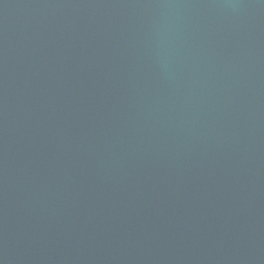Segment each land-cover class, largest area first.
<instances>
[{
    "label": "water",
    "instance_id": "1",
    "mask_svg": "<svg viewBox=\"0 0 264 264\" xmlns=\"http://www.w3.org/2000/svg\"><path fill=\"white\" fill-rule=\"evenodd\" d=\"M0 264H264V0H0Z\"/></svg>",
    "mask_w": 264,
    "mask_h": 264
}]
</instances>
